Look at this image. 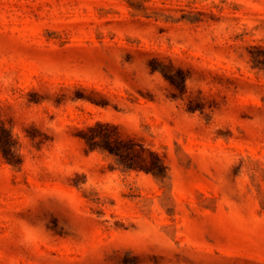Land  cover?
Segmentation results:
<instances>
[{"label":"rangeland","instance_id":"374dc122","mask_svg":"<svg viewBox=\"0 0 264 264\" xmlns=\"http://www.w3.org/2000/svg\"><path fill=\"white\" fill-rule=\"evenodd\" d=\"M97 122L163 172L85 153ZM0 123V264H264V0H0Z\"/></svg>","mask_w":264,"mask_h":264},{"label":"trees","instance_id":"16d2710c","mask_svg":"<svg viewBox=\"0 0 264 264\" xmlns=\"http://www.w3.org/2000/svg\"><path fill=\"white\" fill-rule=\"evenodd\" d=\"M168 81V77L165 76ZM26 105L39 106L52 101V94L45 89L38 92L28 93ZM76 99L86 101L98 106L107 105L103 96L98 94H76ZM58 101V100H56ZM44 121L35 120L25 127L26 134L37 143H44L51 140L46 132ZM72 136L83 142V151L92 152L98 148L108 151L117 157L118 162L127 170L161 174L164 170V164L160 156L144 145L142 141L134 135H129L118 126L108 122H97L94 125L82 128H70ZM15 140L11 131L0 123V159L5 164H14Z\"/></svg>","mask_w":264,"mask_h":264}]
</instances>
